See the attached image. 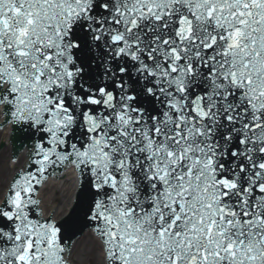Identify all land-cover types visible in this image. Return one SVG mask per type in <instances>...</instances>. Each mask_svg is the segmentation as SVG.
<instances>
[{
    "label": "snow or ice",
    "instance_id": "1",
    "mask_svg": "<svg viewBox=\"0 0 264 264\" xmlns=\"http://www.w3.org/2000/svg\"><path fill=\"white\" fill-rule=\"evenodd\" d=\"M5 127L0 264H264V0H0Z\"/></svg>",
    "mask_w": 264,
    "mask_h": 264
},
{
    "label": "water",
    "instance_id": "2",
    "mask_svg": "<svg viewBox=\"0 0 264 264\" xmlns=\"http://www.w3.org/2000/svg\"><path fill=\"white\" fill-rule=\"evenodd\" d=\"M8 142L10 143V141ZM13 146L14 152H17L22 144L19 140H16L13 142ZM74 185L75 177L71 169H68L62 177L56 176L50 178L48 186L42 194L47 209L55 211L57 215H60L72 198ZM71 250L69 257L70 264H97V261L100 259L98 250H95L93 247L88 230L84 231L82 236L74 241Z\"/></svg>",
    "mask_w": 264,
    "mask_h": 264
},
{
    "label": "bare ground",
    "instance_id": "3",
    "mask_svg": "<svg viewBox=\"0 0 264 264\" xmlns=\"http://www.w3.org/2000/svg\"><path fill=\"white\" fill-rule=\"evenodd\" d=\"M9 129L7 127L0 129V142L2 148L0 149V182H5L11 176L14 167H18L19 164L24 162L26 156L25 148L21 150L17 155V161L19 164L14 165L10 156V143L9 141Z\"/></svg>",
    "mask_w": 264,
    "mask_h": 264
},
{
    "label": "rangeland",
    "instance_id": "4",
    "mask_svg": "<svg viewBox=\"0 0 264 264\" xmlns=\"http://www.w3.org/2000/svg\"><path fill=\"white\" fill-rule=\"evenodd\" d=\"M2 148V146H1V142H0V149Z\"/></svg>",
    "mask_w": 264,
    "mask_h": 264
}]
</instances>
